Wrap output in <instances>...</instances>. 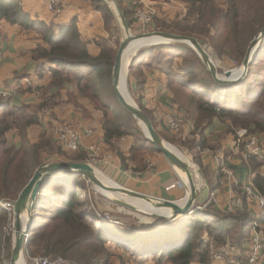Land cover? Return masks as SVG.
Returning a JSON list of instances; mask_svg holds the SVG:
<instances>
[{
	"label": "trees",
	"instance_id": "16d2710c",
	"mask_svg": "<svg viewBox=\"0 0 264 264\" xmlns=\"http://www.w3.org/2000/svg\"><path fill=\"white\" fill-rule=\"evenodd\" d=\"M116 1L132 27L130 13L122 7L120 0ZM220 1L184 0L186 14L173 22L156 19L154 30L210 44L219 56L230 57L241 65L250 43L264 28V0L248 1L245 8L243 3L247 0H225L226 8L220 7ZM93 2L102 13L106 26L115 21L104 1ZM3 20L44 37L47 47L38 48L34 57L56 65L51 69L50 86L56 99L78 107L85 102L101 111L106 143L131 137L134 146L129 159L137 171L145 172L148 165L143 156L157 151L117 99L112 71L120 40L115 48L106 40H100L101 53L94 58L80 37L76 21L55 31L54 26L31 21L23 13L21 0H0V22ZM138 58L131 63L130 76L136 78L141 87L145 83L143 69L164 73L167 90L174 94L192 134L200 136L198 142L191 143L165 137L156 128L152 113L137 99L139 108L167 142L188 146L194 154L196 148L207 147L205 133L216 121H229L233 132L246 129L251 134L264 135V38L247 77L233 86L216 83L198 53L186 44L144 48ZM47 106L22 105L17 108L9 99L0 96V199L16 201L33 173L44 164V155L65 157L66 153L46 136L34 144L28 140L26 129L41 125L40 114ZM12 125L20 126L22 140L18 146L8 142ZM116 153L127 165L126 158ZM72 161L85 163L86 160L84 156ZM80 178L87 181L79 174H58L41 187L32 211L33 226L26 245L29 257L61 256L79 264H112V254L106 247L109 244L129 253L131 261L144 262L154 258L156 264H209L211 241L222 246L230 243L242 252H248L253 234L264 236V220L258 221L247 205L240 206L234 213H224L209 206L166 220L163 226H140L135 230L101 221L94 218L88 202L82 198L86 187L78 184ZM254 183L264 192L261 176H257ZM8 221L9 213L0 207V264L11 260L13 235L8 233ZM118 258L125 264L123 255ZM240 260L248 264L246 257H240Z\"/></svg>",
	"mask_w": 264,
	"mask_h": 264
},
{
	"label": "crops",
	"instance_id": "0c3cea01",
	"mask_svg": "<svg viewBox=\"0 0 264 264\" xmlns=\"http://www.w3.org/2000/svg\"><path fill=\"white\" fill-rule=\"evenodd\" d=\"M132 1L120 0V3L130 13L133 20ZM145 1L157 10L154 22L156 19L164 21L163 17L166 14L171 15L174 10L172 7L167 8L170 4H167V2H170V0ZM175 2H177L175 5L178 11L187 9L184 0ZM47 4L48 0H21L23 13L29 16L31 21L54 26L55 31L63 26H68L72 21H76L80 37L83 42L87 43L88 52L94 58L101 53L100 40H106L115 48L118 41L120 40L121 43L124 38V31L120 28L114 13L112 12L115 21L106 26L103 15L96 8L93 0H65L62 13L57 17H54L48 11ZM150 26L154 30L153 24ZM132 27L140 29L142 32L146 30V28L143 29L134 22ZM40 47H47L44 37L40 33L33 30L27 31L20 25L10 24L5 20L0 22V53L3 56V61L0 62V96H7L11 104L17 108L22 105L38 106L47 104L48 106L40 114L41 125L26 129L28 140L31 144H34L39 142L43 136H46L54 142V145L66 153L65 157L44 155L43 165L49 163H78L72 161V159L85 156L86 160L88 157L85 147L76 153H72L65 151L57 144L53 131L61 123L71 125L79 131L91 129L95 132V136L91 139L84 138V146L87 148L96 144L100 147L101 152L107 151V155H110V153L114 155L108 157L106 161L95 168L102 179L113 184L118 183L121 187L155 199L176 203L182 202L186 196V189H181L178 183V179H181L180 176L169 165L164 156L153 154L147 158L145 157L144 162L148 165L147 170L145 172L137 171L135 164L129 159L131 149L134 146V140L131 137L114 139L110 144L106 143L102 127L103 113L101 111L95 110L85 102L78 107L56 99L50 87L53 80L51 69L56 65L48 63L47 60L34 57V52ZM143 49L137 53L132 62L138 61L139 54ZM129 59H131V56H129ZM125 73L127 75V70ZM143 74L145 83L140 87L138 86V80L130 76L129 71V87L135 98L141 100L145 108L152 113L156 128L161 133L163 132L162 134L165 137L175 139L180 143L198 142L200 140L199 134H192V128L187 122L179 134L170 133L164 124V116L167 114L178 113L183 115L167 90V80L164 73L159 70L148 72L143 69ZM157 107H160V109L155 115L156 112L154 111L157 110ZM45 112L50 113L46 115ZM19 130L20 126L12 125V129L7 136L9 144L18 146L21 143L22 138ZM205 134L207 147L202 150L196 148L193 151L196 156L192 155V151L189 150L188 146L175 145L186 149L187 153L198 163L203 174L202 181L196 179L198 198L195 202V209L201 208L203 210L204 207L213 206L224 213H228V209L233 208L232 213H234L241 206L237 204L238 199L245 198L244 193H242V186L247 182H252L261 191L254 180L257 176L264 179V158L247 157L244 146L236 145L235 133L232 131L229 121H216L212 127L207 129ZM116 151L126 158L127 165H124ZM225 171L233 174L235 177L234 183H228ZM104 176L111 178L116 183L104 178ZM91 187L95 186L87 182L84 195H87ZM95 191L98 192L96 187L93 190V195L96 194ZM261 193L264 194L262 191ZM83 200L88 202L86 198ZM133 204L135 206L149 205V203L139 204L138 202ZM207 204L208 206H206ZM245 205L249 207L251 214L258 220L259 208L246 200H244L242 206ZM157 213L159 214V212ZM260 236L264 240V236L261 234ZM11 248L13 249V240ZM249 248L250 245L248 250ZM260 260L256 264H264V251ZM209 264H224V262L210 260Z\"/></svg>",
	"mask_w": 264,
	"mask_h": 264
},
{
	"label": "water",
	"instance_id": "95a60500",
	"mask_svg": "<svg viewBox=\"0 0 264 264\" xmlns=\"http://www.w3.org/2000/svg\"><path fill=\"white\" fill-rule=\"evenodd\" d=\"M102 1H104L109 6L111 11L117 18V21L121 25L120 28L124 31V38L120 43L119 50L115 58V65L112 71L113 87L115 89L117 99L120 105L124 108V110L129 112L133 116V118L137 122H139L140 127L144 131L146 139L153 145L157 153L162 154L169 163V165L176 171H182L186 174L187 183L184 186L185 188L187 186V190L185 199L182 202L176 203L167 200L155 199L120 186H107L97 177V175H99L97 171L86 163L45 164L35 172L33 178L30 180L28 185L22 190L18 199L15 202L1 200L5 204H9L10 206H12L14 210L13 249L10 260L11 264H19V261L25 258V250L28 242V240H26V237L29 236L33 226L32 211L34 206L36 205V200L39 191L48 179L58 174H79L80 176H83L88 183L93 184L98 189V192H100L101 194V191L108 190L116 194H122L121 196L136 199L137 201H145L149 203V206L152 208L150 212L156 218L174 220L180 216H186L196 210L195 202L198 198V187L195 180V170H193V167L191 166L192 164H190L189 161L186 162L185 160H183L170 148L169 145L171 144L168 143L157 132L147 114L129 99L127 95V87L125 88L126 91H124L121 87V77L125 67L124 59L126 56L130 55L128 49L133 42L137 40L148 41L150 39H157L155 42H150L149 44L141 47L131 55L129 65L127 66V76L129 75V69L133 58L141 49L153 47L156 45L180 43L192 47L198 53L216 83L222 86H233L241 83L247 77L249 66L252 64L257 49L262 39L264 38L263 28L250 43L245 58L242 62V66L240 67L241 73H239L236 78H233V71H228L224 74V76H220L216 65L214 64L202 44L197 39L159 31L145 33L142 35H133L131 32V27L118 3L115 0ZM109 198L110 200L112 199L111 197ZM114 202L118 203L119 205L125 208L135 209L133 205L121 202L118 199H116ZM157 212H162V214L160 215Z\"/></svg>",
	"mask_w": 264,
	"mask_h": 264
},
{
	"label": "built area",
	"instance_id": "2783aa9c",
	"mask_svg": "<svg viewBox=\"0 0 264 264\" xmlns=\"http://www.w3.org/2000/svg\"><path fill=\"white\" fill-rule=\"evenodd\" d=\"M65 0H48L47 8L48 11L54 16L57 17L62 13L63 5ZM170 3V4H169ZM174 0L167 2L169 7L178 11ZM133 22L143 29L147 26L153 24L154 19L157 15V10L152 6L147 4L145 0H133ZM184 11V10H180ZM186 12V10H185ZM168 15V14H166ZM165 15V16H166ZM3 61V56L0 53V62ZM164 124L169 129L170 133L178 134L181 132L183 127L186 125V121L183 115L178 113H170L164 116ZM95 132L91 129H84L82 131L77 130L73 126H60L57 128L55 140L56 142L67 152L76 153L80 151L81 148L85 147L88 157L85 161L86 164L90 165L94 170L98 165H101L103 161H106L111 155H103L100 147L96 144L90 145L86 148L83 143L84 138H94ZM235 142L237 146L243 144L245 147V152L248 158L261 157L264 158V142L260 138L253 136H247L245 130H241L234 134ZM225 174L228 177V183L232 184L235 182V177L233 174L225 171ZM242 193H244L245 198H239L237 204L243 205L244 200L249 201L255 204L259 208L258 220H264V194H262L252 182H247L242 186ZM208 206V204L206 205ZM0 207L5 209L9 213V227L8 233L13 235V228L11 222L14 224V210L13 207L9 204H5L0 200ZM206 208V207H204ZM233 208L228 209V213H232ZM118 223V222H117ZM26 240H29V236L26 237ZM264 245L261 236L256 233L255 237L252 239L249 248V255L247 257L248 264H256L263 253ZM217 257L210 256L211 260H221L224 264H244L240 257H244L243 252L234 247L228 248L221 247L218 251L215 252ZM30 264H70L61 258H31L29 260Z\"/></svg>",
	"mask_w": 264,
	"mask_h": 264
},
{
	"label": "rangeland",
	"instance_id": "374dc122",
	"mask_svg": "<svg viewBox=\"0 0 264 264\" xmlns=\"http://www.w3.org/2000/svg\"><path fill=\"white\" fill-rule=\"evenodd\" d=\"M169 1V0H167ZM174 1H177V0H174ZM248 1L252 2L253 0H247L243 3V6L244 8L246 7ZM219 5L220 7L222 8H226V2L225 0H222L219 2ZM186 12H187V9H185ZM184 11H177V10H173L172 14L171 15H166L165 17H163L164 20H168V22H173L175 21V19L177 17H183L186 12ZM183 12H185L184 14H182ZM133 13L132 12V18H133ZM166 18V19H165ZM134 19V18H133ZM121 26V25H120ZM123 30V29H122ZM131 32L133 35H142V34H145V33H151V32H156L155 30H153L151 28V26H147L146 27V30L145 31H141L140 29H137V28H133L131 27ZM168 33V32H167ZM260 33V32H259ZM258 33V34H259ZM202 46L204 47V49L207 51V53L209 54L210 58L212 59V61L214 62V64L216 65L217 69H218V73L220 76H224V74L228 71H234V70H240V67L242 66L237 64L235 60H232V58L230 57H221L219 56V54L214 50V47H212L210 44H205V43H202ZM207 68V67H206ZM129 75H128V84H127V95L129 97V99L134 102L137 106H138V102H137V99L135 98V96L133 95V93L131 92L130 90V87H129ZM126 91V90H125ZM169 93L172 95V100H174V103L179 107V105L176 103V100H175V96L174 94L169 91ZM4 98H7V96H3ZM139 107V106H138ZM145 107V106H144ZM160 107H157V110H155L154 112L155 115H157L158 111H159ZM50 112H45L46 115H48ZM136 121V120H135ZM186 121V120H185ZM136 124L139 126V128L141 129V131L143 132L144 134V131L143 129L140 127L139 125V122L136 121ZM71 126V125H68V124H64V123H61L59 125L60 126ZM57 128L56 127L53 131V134H54V138L56 136V131H57ZM241 130H245L246 131V134L247 136L245 137V139H247V137L249 136H253V137H256V138H260L261 140H263L264 142V135L260 134V135H254V134H251L249 133L246 129H238L236 130L234 133H237ZM163 133V132H162ZM179 134V133H178ZM145 136V134H144ZM56 141V140H55ZM169 143V142H168ZM58 144V143H57ZM171 144V143H170ZM59 145V144H58ZM173 145V144H171ZM244 146L243 144H240V147ZM174 147L176 149H178L187 159L188 161L190 162V164H192L191 166L192 167H195L193 170H195V174L196 175H199L201 178H202V172H201V168L199 167L198 163H196L194 161V158H192L191 155H189L186 151L185 148H181V146H175ZM245 147V146H244ZM113 152V151H112ZM102 154L105 156L108 154L107 151H105L104 153L102 152ZM154 154H158V153H154ZM110 155L114 156L113 154L110 153ZM149 155H153V154H145L143 156V158H147ZM159 155H162V154H159ZM193 155V154H192ZM163 156V155H162ZM104 178L108 179V180H112L111 178H108V177H105ZM112 182L116 183L115 181L112 180ZM182 182V183H181ZM111 183V182H110ZM178 183L179 185L181 186V189L182 188H185V186L183 185V181H181V179H178ZM78 184L82 185L83 187H86L87 186V181L85 182V180L83 178H80ZM89 184V183H88ZM113 184V183H112ZM116 185L119 186L118 183H116ZM121 187V186H120ZM95 189V187H91V189H89V191L87 192V195H83L82 198H86L88 199V204H89V208L91 210V212L93 213L94 215V218L98 219V220H101V221H107V222H110V223H116V224H120L121 225H125L127 227H131L130 229H137V227H140V226H163L165 223L164 221H166L167 219H160V218H156L153 216V214L150 212L151 211V207L148 206L146 207L145 209H143L140 205L139 206H135L133 204V202H136L135 200L131 199V198H128V197H125L123 196L122 198L123 199H118L117 197H111L114 201L116 199L120 200L121 202H125V203H128L130 205H133L135 207V209H128V208H123L121 205H119L118 203L114 202L112 199L110 200V196L101 191V193H98L97 191L96 194L93 195V190ZM186 189V188H185ZM86 192V191H85ZM84 192V193H85ZM104 193V194H103ZM108 197H107V196ZM116 196H118V194H116ZM120 196V194H119ZM118 196V197H119ZM116 198V199H115ZM207 208V207H206ZM196 210H201L196 208ZM195 210V211H196ZM141 211V212H140ZM194 212V211H193ZM192 212V213H193ZM159 214L161 215L162 212H159ZM9 222V221H8ZM118 222V223H117ZM94 224V223H93ZM11 226L12 228L14 227V224L11 222ZM8 227H9V224H8ZM108 232V231H106ZM205 231H203L204 233ZM255 237V234H253V238ZM233 247V245H231L230 243H225L223 246L222 244H218L216 243L215 241H211L210 242V245H209V253H210V256L212 257H217V254H215L216 251L219 250V248L221 247ZM106 247L109 249V252L112 254V257H111V263L112 264H124L123 261H120L118 257H120L121 255H123V258H124V261H125V264H156L157 260L154 259V258H148L146 261L142 262L141 260H137V259H134L133 261H131L129 258V253L127 252H123V250H120V249H117V248H114L112 247L111 245H106ZM235 248V247H234ZM237 249V248H236ZM135 250V249H134ZM264 251V249H263ZM150 252V250L148 251ZM250 252H243V255H245L244 257H248ZM12 255V254H11ZM61 258L62 260L70 263V264H79L77 262H74L72 260H66L65 258L61 257V256H42V255H36V256H33V257H29L26 253V250H25V258L24 259H21L20 260V264H30L29 263V260L31 258ZM211 260V259H210ZM215 260H218V259H215ZM261 261V260H260ZM6 264H11L10 262H7ZM165 264H168V263H165Z\"/></svg>",
	"mask_w": 264,
	"mask_h": 264
},
{
	"label": "bare ground",
	"instance_id": "6f19581e",
	"mask_svg": "<svg viewBox=\"0 0 264 264\" xmlns=\"http://www.w3.org/2000/svg\"><path fill=\"white\" fill-rule=\"evenodd\" d=\"M157 39H150V40H137V41H135V42H133L132 44H131V46L129 47V49H128V51H129V53H130V55L129 54H127V55H129V56H131L135 51H137L138 49H140L141 47H143V46H145V45H147V44H149L150 42H155ZM129 56H126L125 57V59H124V63H125V67H124V70H123V72H122V77H121V87H122V89L125 91L126 89V87H127V79H128V76L126 75V73H125V71L127 70V66L129 65V62H130V59H129ZM239 73H241L240 72V70H234L233 71V78H236V76L239 74ZM170 146V148L176 153V154H178L183 160H185L186 162H188V159L178 150V149H176L174 146H171V145H169ZM195 167H193V169H194ZM195 170H196V168H195ZM177 173H178V175L180 176V178L182 179V181H183V183L184 184H186L187 183V176H186V174L184 173V172H182V171H177ZM97 177L105 184V185H107V186H110V187H118V185H116V184H112V183H110V182H108V181H106V180H104V179H102L99 175H97ZM195 178L198 180V181H202L201 180V177L199 176V175H196L195 176ZM195 179V180H196ZM198 183V182H197ZM186 190H187V186H186ZM103 192H105V193H107L110 197H118L119 196V194H118V196H116V193H113V192H111V191H108V190H104ZM122 194H120V196L118 197V198H122L123 196H121ZM136 202H133V203H139V204H144V203H147V202H145V201H137V200H135ZM149 205H147V206H145V205H143V206H141L143 209H145L146 207H148ZM165 212V211H164ZM19 264H20V261H19Z\"/></svg>",
	"mask_w": 264,
	"mask_h": 264
}]
</instances>
